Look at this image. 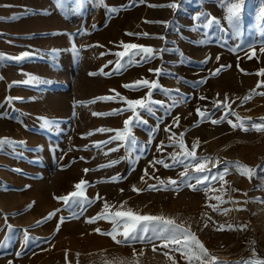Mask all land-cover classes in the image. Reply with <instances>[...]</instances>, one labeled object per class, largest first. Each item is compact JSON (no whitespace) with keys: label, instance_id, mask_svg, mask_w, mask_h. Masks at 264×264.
I'll return each instance as SVG.
<instances>
[{"label":"rangeland","instance_id":"374dc122","mask_svg":"<svg viewBox=\"0 0 264 264\" xmlns=\"http://www.w3.org/2000/svg\"><path fill=\"white\" fill-rule=\"evenodd\" d=\"M169 3H177L179 7H160ZM201 12L219 18L227 28L221 0H69L64 11L57 8L56 0H0V53L7 57L30 53L19 60L0 61V139L24 142L14 150L6 146L0 152V264H105V260L112 262L114 258H117L116 264L119 261L171 264L164 255L167 250L162 247L154 252L151 245H118L110 236L95 232L97 228L109 232L113 227L104 219L91 224L85 222L102 212L105 200L116 206L113 211L119 210L120 203L126 201V207L140 214H162L176 218L177 222L187 221L205 247L219 258L217 264L264 259V132L233 129L226 121L218 125L203 121L194 126L199 119L197 107L214 112L212 118L219 119L223 110L214 109L212 102L223 101L225 95L231 110L241 118L251 117L260 122L259 118L264 117V95L256 94L264 92V75H258L264 70V52L260 51L264 46L261 27L264 0H243L240 37L221 32L215 26L194 30L193 26L198 28L200 21H194L193 17ZM126 33H147L148 36ZM68 34L73 36L70 38ZM121 42L168 51L116 72L119 58L114 53L123 51ZM73 44L79 50V57L70 51ZM250 45L255 46L254 54ZM53 49L59 50L54 58L50 55ZM222 65L226 67L212 76ZM149 69H160V72ZM26 74L38 77L41 82L13 84L26 80ZM143 79L158 83L151 98L162 101L164 107L153 105L155 115L140 112L148 123L132 129L137 140L135 151H129L130 145H124L118 151L109 152L108 149L121 143L116 140L95 147L96 142L106 141L116 132L94 130L122 129L123 122L133 115L131 111L112 114L113 110L127 107L116 94L127 99L146 98L149 92L146 87H123ZM199 80L206 82L194 85ZM253 89L255 93L241 104ZM8 96L23 99L10 103L5 99ZM200 96L206 99L201 100ZM97 97L116 99L83 103ZM93 112L109 115L93 116ZM39 117L57 123L44 129ZM176 117H179L178 124L174 123ZM229 119L237 122L234 116ZM157 124L158 130L152 134L151 129ZM169 125L170 131L166 132ZM90 132L94 134L89 135ZM172 133H175L174 139L184 133L182 139L189 149L198 139V157L220 160L221 163L212 168L213 173L227 165L229 174L223 181L206 182L211 185L207 195L187 187L179 192L145 190L138 194L131 190L133 185L147 189L149 184L158 183L148 176H145L146 183L141 181L146 168L149 176L160 177L165 182L169 177L180 179L182 165L170 169L150 165L154 159L172 163L169 154L179 152L178 147L157 151L161 141L164 145L171 143L168 137ZM150 134L152 142L149 144ZM140 147L145 150L136 159ZM113 160L118 161L114 166L99 167ZM236 162L255 169L250 180L236 175ZM208 167L211 168V164ZM84 169L90 171L85 173ZM189 172L192 173V169ZM116 175L126 178L117 183L99 182ZM82 179L87 182L85 191L89 199H95L97 194L103 199L85 205L78 219H66L56 231L61 216L69 217L73 212L80 213L81 209L65 205L55 197L74 191L73 186ZM214 196L226 201L231 197L241 202L239 208L246 210H241L240 218L236 219L234 204L229 201L220 207L232 209L230 212H214L207 206L217 203L215 199H208ZM243 201L249 202L244 204ZM57 209L60 211L55 216L37 225V221ZM208 217H211L209 226L204 228ZM228 223L247 227L214 230L219 224ZM168 255L174 256L177 264H186L180 253L169 252Z\"/></svg>","mask_w":264,"mask_h":264},{"label":"snow or ice","instance_id":"6c2138e0","mask_svg":"<svg viewBox=\"0 0 264 264\" xmlns=\"http://www.w3.org/2000/svg\"><path fill=\"white\" fill-rule=\"evenodd\" d=\"M69 0H56L57 8L61 11H64ZM142 2V0H141ZM170 7L173 9H176L179 7L177 3H169L168 5H161L160 7ZM221 6L225 9V21L227 23V28L223 27L221 24V20L217 17L210 16L207 13H198L196 16L193 17L194 21H200L198 28L194 25V30L198 29H211L213 26L218 28L221 32L228 33L230 32L231 35L240 37L242 35V11H243V0H221ZM153 7H156L155 5ZM111 11H115V9H111ZM262 19V30H264V15L261 17ZM168 23V22H164ZM178 31V30H177ZM127 35H143L148 36L147 33H126ZM70 38L73 36V34H68ZM205 36L208 35L207 32L204 33ZM159 39H165V37H157ZM204 41H201L203 43ZM123 51L114 53L115 56H117L119 59L116 61V67L114 71L120 72L126 65H132V64H138L144 61H148L151 59L156 58V55L159 54V52L168 51V49H161L156 50L152 48L151 46H142L137 45L134 43H123L121 42ZM239 47V46H238ZM250 50L255 53V46L250 45ZM233 51H236V49H232ZM58 49H53L50 55L55 57V54L58 52ZM70 51L76 56L79 57V50L78 48L73 44L70 48ZM261 52H264V46L260 49ZM30 53L25 52L21 54V56L18 57H7L5 54L0 53V61H3L5 59H15L19 60L24 57L29 56ZM103 55V54H102ZM139 56L140 60H136V57ZM127 58L123 63H121V60L123 58ZM251 58V56L249 57ZM217 60H219V57H217ZM207 61H204L206 63ZM109 63H113L110 61ZM107 65H105L106 67ZM226 66H221L215 71L211 73L212 76H215L219 74V72ZM150 72H156L159 74L160 69H149ZM101 72H103V69H101ZM96 73H89V75H95ZM105 75H111L112 73H104ZM28 78L24 81L16 82L14 81L13 84L16 83H22V84H34V83H40L38 77L32 76L31 74H26ZM258 75H264V70H261V72L258 73ZM187 83V81H184ZM205 80H199L195 81V84H203L205 83ZM261 84H257V88H259ZM125 88H134L138 89L141 87H146L149 89V92L147 93L146 98H138V99H127L124 97H121L119 93L116 94V97H119L121 100L125 102L127 105L126 108L113 110L112 114H121L124 111H131L133 113L132 116H130L128 119H126L123 122V128L122 129H110L101 127L99 129L94 130V132H100V133H106V132H112L115 131L116 135L109 137L106 141L96 142L94 145L97 148H100L102 144H110L113 142V140L120 141L121 143L117 145L115 148L108 149L109 152L118 151L120 146L124 145H130L129 151H135L137 147V140L136 137L132 131L134 127H137L141 124L147 125L148 121L143 119V117L140 115V112H146L148 115H155V110L153 105L159 104L161 107H164V103L162 101H154L151 98L152 90L159 87L158 83L156 81H149L147 79L143 80H137L133 84H125L123 85ZM166 92H170L172 90H163ZM176 92H179L178 89L175 90ZM252 93H255V89L251 90L249 95H246L243 100L241 101V104L245 103L251 98ZM257 95H264V92L256 93ZM219 95V94H217ZM116 97H97L92 101H87L83 103H95L97 100L101 101H108L116 99ZM8 102H12L14 100H22V97H11L8 96L5 98ZM199 99L203 100L206 99L204 96H200ZM228 98L227 95H225V98L223 101L221 100H214L213 107L217 110H223V115L219 117V119H213L214 112H210L207 109H204L203 111L200 109V107L196 108L197 116L199 117L196 125L198 126L200 122L203 121H210L213 125L221 124L222 122H227L233 129L240 128L241 130L247 132L249 130H255L257 132H264V117L259 118L260 122H257L253 120L251 117L241 118L234 110H231V105L227 102ZM235 101H233L234 103ZM175 105H169V107H172ZM75 107V104H74ZM93 116H105L109 115V113H97L93 112ZM229 116H234L236 121L234 122L232 119H229ZM38 119L41 120V126L44 129H50L54 125H56V121L48 120L45 117H39ZM161 120L163 117L160 118ZM179 117H176L174 119V123L178 124ZM246 124L249 126L246 127ZM159 125L153 129H151V133L154 134L158 130ZM171 126H166L165 131H170ZM94 134L93 132H90L89 135ZM184 133H180L179 139H174L175 133H172L168 139L171 142L169 145H164V142L161 141L160 144L157 145V151L160 152L164 147H170V146H176L179 148V152L174 151L173 153L169 154L172 163H166L164 159H154L153 161H150V165L152 167H155V165L159 164L162 165L165 169L174 168L178 165L183 166V171L179 172V180L168 178L167 181L161 179L160 177H153L149 176L147 168L144 170V174L141 176V181L145 182V176H148L149 179H155L158 181L156 184H149L147 186V189H140L137 188L136 185H133L131 190L136 193H140L145 190L150 191H175L179 192L183 187H187L192 191H204L205 194L210 191L211 185L210 183H206L209 181H223L224 176L226 174H229V169L227 165L224 167L223 170L217 171L215 173L212 172V168H216L221 161L218 159H215L211 156H197L196 150L199 144V140L192 144L191 149L187 147L184 140L182 139ZM152 142V135L150 134L149 144ZM24 144L23 141H15L9 138H3L0 139V152L4 150L6 146L13 148V150L17 146H22ZM87 150V149H85ZM144 147H140V155L136 157V159H139L140 156L144 153ZM14 154H16L14 152ZM107 155V153H105ZM118 161H111L108 165H101L99 167H110L114 166ZM211 164V168L208 167V165ZM234 167L236 168L237 172L242 175L246 176L249 180L253 177L255 174V169L248 166V165H242L239 162H236ZM189 169H192V173L189 172ZM19 171V170H17ZM85 173L90 171V169H84ZM200 174V175H196ZM126 177H121L119 175L109 177L104 181L99 182H111V183H117L121 179H125ZM195 181V183H191V181ZM86 186L87 182L85 180H80L78 183H76L74 187V191L68 193L67 195L55 197L57 200L63 201L65 205H76L81 209L80 213H71L69 217H63L61 216L59 218V221L56 225V231H59L60 225L65 222L66 219H78L79 216L83 213L84 206L85 205H91L95 202V200H102L103 197H100L99 194H97V197L95 199H89L86 196ZM233 191H236V189H232ZM121 192H123V189H120ZM223 191V189H221ZM244 195H247L246 193ZM209 200L215 199L217 203L214 204H208L207 206L212 209V211L217 213H223L227 214L232 209L229 208H222L220 205L226 204L229 201L231 203H241L239 201L232 200L231 197H229V200H223L221 196H214V197H208ZM249 201H243L242 203L246 204ZM264 202V201H262ZM127 202L123 201L119 205V210L113 211L112 209L116 207L115 205L110 204L108 201H104L103 203V209L101 213H98L94 217H89L86 219V223H95L98 219H104L109 220L113 227L111 231L109 232H101L99 228L95 229L94 231L101 234V235H107L112 238V240L118 244V245H133V244H144V245H151L152 250L155 252L157 247H162L163 249H166L167 251L164 252V255L167 256L168 260L171 261V264H177L174 256L168 255L169 252L172 253H180L181 259H183L186 264H217L218 257L214 254H212L205 245L199 240L196 233L191 230V226L187 224V221H179L177 222L176 218L167 217L165 215H152V214H140L139 212H134L132 208L126 207ZM31 207V205L29 206ZM237 211L246 210L243 208L236 209ZM60 209L55 210L54 212H51L48 214V216L44 217L43 220L37 221V225L40 223H43L49 219H51L53 216L56 215V212H59ZM5 220L7 221V217L5 216ZM211 220V217H208L207 220L204 221L203 227L207 228L209 226L208 221ZM215 223V222H213ZM11 227V226H9ZM247 225H233L231 223L225 224H219L214 228L215 231H233V230H242L243 228H246ZM26 231V230H25ZM121 237L118 239L117 237ZM27 239V236H26ZM159 242V244L157 243ZM19 256L20 253H17ZM79 254H77L78 256ZM135 255V250H134ZM255 249H253V256H255ZM65 259L67 260V253L65 255ZM116 259L112 262H109L105 260V264H116ZM11 264V262H9ZM119 264H124L123 261H119ZM236 264H241L240 261H237ZM243 264H264V259L256 258L252 259L249 258L247 260L243 261Z\"/></svg>","mask_w":264,"mask_h":264},{"label":"bare ground","instance_id":"6f19581e","mask_svg":"<svg viewBox=\"0 0 264 264\" xmlns=\"http://www.w3.org/2000/svg\"><path fill=\"white\" fill-rule=\"evenodd\" d=\"M234 170L236 171V175L238 176L239 173L237 172L236 168H234ZM236 201V200H235ZM234 204V203H233ZM238 203L234 204V209H235V217L236 219H239L240 218V211H237L236 209H238ZM98 258V257H97ZM98 261V260H97Z\"/></svg>","mask_w":264,"mask_h":264}]
</instances>
